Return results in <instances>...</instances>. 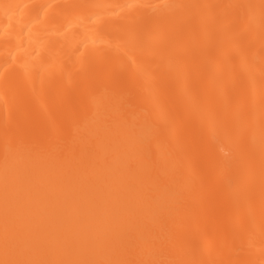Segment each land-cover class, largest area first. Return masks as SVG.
<instances>
[{
	"label": "bare ground",
	"instance_id": "bare-ground-1",
	"mask_svg": "<svg viewBox=\"0 0 264 264\" xmlns=\"http://www.w3.org/2000/svg\"><path fill=\"white\" fill-rule=\"evenodd\" d=\"M0 264H264V0H0Z\"/></svg>",
	"mask_w": 264,
	"mask_h": 264
},
{
	"label": "rangeland",
	"instance_id": "rangeland-1",
	"mask_svg": "<svg viewBox=\"0 0 264 264\" xmlns=\"http://www.w3.org/2000/svg\"><path fill=\"white\" fill-rule=\"evenodd\" d=\"M204 87V86H203ZM198 90H200V89H198Z\"/></svg>",
	"mask_w": 264,
	"mask_h": 264
}]
</instances>
